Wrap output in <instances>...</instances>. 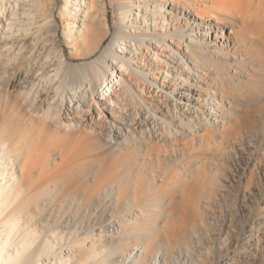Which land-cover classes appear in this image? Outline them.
Segmentation results:
<instances>
[{"label":"rangeland","instance_id":"1","mask_svg":"<svg viewBox=\"0 0 264 264\" xmlns=\"http://www.w3.org/2000/svg\"><path fill=\"white\" fill-rule=\"evenodd\" d=\"M9 1L4 7L11 26L0 23V33H19L4 43L0 57V185L4 182L12 189V194L1 193L0 219L11 221L16 234L29 236L32 257L22 252L21 262L39 264L43 258L48 264H264V90L258 88L259 76L250 73L243 84L233 85L239 96L247 93L245 98L255 101L250 98L246 105L247 125L237 137L216 132L217 137L195 136L186 147L173 149L172 139L178 134L174 129L183 115L171 112L175 120L172 128L167 126L166 141L162 138L151 148L155 130L143 131L137 125V132L129 135V147H123L108 140L107 128L48 111L35 95L37 86L26 89L18 81L19 71L32 64L26 52L33 38L44 40L53 55L57 34L74 62L97 56L113 39L119 18L116 0ZM130 1L133 14L127 13L126 22L132 29L146 20L151 31L153 24L165 31L158 0ZM144 1L150 10H139ZM254 10L264 25V3L257 1ZM66 19L71 22L67 29ZM190 23L195 24L192 19ZM203 25L195 26L194 38L219 30L216 21L209 29ZM69 31L72 39L66 38ZM224 31L227 37L231 27ZM204 32L207 36L199 35ZM86 45L90 54L83 55ZM145 52L143 62L152 58ZM41 71L40 78L49 79ZM61 76L50 81L58 98L68 97L72 88L71 80ZM109 78L113 80L112 74ZM168 84L167 91L176 90L172 99L158 101L155 91L144 88L147 98L155 100L153 108L171 110L175 100L182 99L180 93L189 92L182 84ZM131 105L135 121L152 122V110L143 113ZM7 246L17 253V247Z\"/></svg>","mask_w":264,"mask_h":264},{"label":"bare ground","instance_id":"2","mask_svg":"<svg viewBox=\"0 0 264 264\" xmlns=\"http://www.w3.org/2000/svg\"><path fill=\"white\" fill-rule=\"evenodd\" d=\"M158 1V5H163L161 13L164 14L165 31H159L155 24H153L155 30L151 31L146 20L132 29L133 26L126 22L127 13L133 14L132 1L116 0L119 18L113 39L97 56L88 60L81 62L70 60L65 52L64 43L57 34L53 39L56 48L53 55L47 51L44 40L38 41L36 38L28 40L26 53L31 57L32 64L29 70L19 71L20 85L23 82L22 87L26 89L37 86L34 88L35 95L37 98L40 97L42 105H48V111L57 116L66 113L69 119L77 117L82 123L98 124L101 130L107 128L108 140L123 147H129L131 141L129 135L135 134L138 126L141 130L147 127L155 130L154 138L149 140L151 148L158 145L162 138L167 139V130L169 132L167 126L169 127L170 124L172 128L171 123L175 120L171 112L183 115L182 121L178 122L174 129L181 138L174 133L173 149L182 145L186 147L195 136L204 140L217 137L216 132L226 138L237 137L247 125L245 114L249 113H246L245 107L251 104L249 103L251 96L245 98L246 90L243 91L244 95L246 93L244 97L239 96L236 87L233 86L234 83L243 84V79L251 73L252 76H259L261 83L258 88L264 90V72L260 70L261 74L257 73V69L264 66V25L260 22L257 11L254 10L257 1L264 3V0H200L199 6H195L191 0ZM4 2L10 4V1L0 0V23L5 28L10 27L11 24L7 22L8 17L5 18ZM65 5L68 14L69 2ZM149 8L148 1L139 5V10L147 11L150 10ZM71 12L76 14L74 11ZM140 14V12L135 13V15ZM51 15L50 13L47 16L50 22ZM167 15L171 16V20H168ZM178 15L184 19L181 26L178 25L180 22ZM74 17L78 18L77 15ZM191 19L194 25L190 23ZM215 21L218 23V32L210 33L209 37L202 39L193 37L195 26L202 28L206 27L203 24L207 23L209 29L215 26ZM65 22L67 29L71 22L69 19ZM170 25L173 29H169ZM227 25L231 27V31L225 37L224 29ZM17 34L7 33L4 29L1 31L0 57L6 49L4 43L16 39ZM206 34L204 32L199 35ZM66 38L72 39V32L69 31ZM171 41L176 44V48L170 43ZM86 47L88 50L83 55L90 54L89 45ZM145 51L152 56L147 62H143V57L147 56ZM256 65L259 68H256ZM42 69L50 80H42ZM110 74L113 80L109 78ZM61 75L71 80L69 82L72 88L68 97L63 95L62 98H58L55 86L50 81L58 80ZM160 77L164 79L161 83ZM209 80L214 84L209 83ZM168 83L172 84V87L179 84L187 86L189 92H181L182 99L175 100L171 110L163 111L159 105H157L159 108H153L155 100L153 97L149 98L151 95L147 98L144 88L148 87V93L155 91L159 97L158 101L164 98L172 99L176 90L167 91ZM260 96L255 99L260 100ZM203 97L204 99H201ZM131 104L136 105L143 113L145 109H149V113L152 110V122L145 118L139 122L135 121L130 113ZM208 105H211L210 109ZM258 108L263 109L262 106ZM219 122H221V132H219ZM145 130L148 129L143 131ZM158 159L159 161L161 159L159 154ZM12 174L15 176L17 172L13 171ZM2 192L12 194L11 185L4 182L0 185V201L4 202ZM27 238L29 236L22 237L16 234L15 225L7 218L0 219V240H2L0 264H23L20 260L22 252L32 257ZM8 244L17 247L16 254L11 252ZM38 261L39 264H48L43 258ZM91 264L99 263L95 261Z\"/></svg>","mask_w":264,"mask_h":264}]
</instances>
